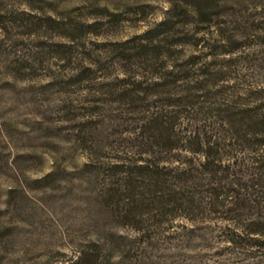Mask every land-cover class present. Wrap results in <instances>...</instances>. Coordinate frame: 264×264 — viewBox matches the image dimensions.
<instances>
[{
	"label": "rangeland",
	"instance_id": "rangeland-1",
	"mask_svg": "<svg viewBox=\"0 0 264 264\" xmlns=\"http://www.w3.org/2000/svg\"><path fill=\"white\" fill-rule=\"evenodd\" d=\"M255 112L264 0H0V264H264L234 204L210 212L141 153L156 113L223 142L264 132ZM164 155L203 178L201 154ZM178 188L192 201L155 198Z\"/></svg>",
	"mask_w": 264,
	"mask_h": 264
},
{
	"label": "trees",
	"instance_id": "trees-1",
	"mask_svg": "<svg viewBox=\"0 0 264 264\" xmlns=\"http://www.w3.org/2000/svg\"><path fill=\"white\" fill-rule=\"evenodd\" d=\"M170 103L172 109L179 105L174 102ZM171 112H173V110H171ZM252 115L256 120H261V122L257 123V126H264V114L258 115L257 112H255ZM147 122L144 128H148V131L151 133L147 137H144L146 140L144 145H142L144 148H142L141 153L153 155L155 157V159H150L151 162L148 161L149 163L147 162V164H149V166L153 164L156 166V170L148 169L149 166L146 165L147 171L143 169L144 171H150L152 177L161 175L162 170L166 173L172 172L175 180L180 182V187L205 188L204 192L208 200L206 203L210 207V212H220L226 205V202H229L230 205L234 204L236 210L234 209L233 211L235 213L237 212V214L229 218V220L246 233L264 235V138L262 136L264 132L259 133L257 130L237 128L235 133L232 134V138L227 137L228 139L224 138L223 142H220L218 134H221V132H218L219 130H215V132L211 130L210 134L201 133L198 129H188L185 131V134L177 132L173 120L170 117L167 118L166 115L162 113H156L150 121ZM250 125L252 126L253 124ZM250 125L246 123L245 128ZM225 132L226 131L223 133ZM257 134L261 135L260 139L255 138ZM216 135L218 137H216ZM237 135L239 136L237 137ZM143 136H141V139ZM250 136L252 137L247 138ZM230 139L236 140L237 143L231 142ZM240 142L242 146L241 149L248 151L250 154L248 160L245 161L246 163L243 162V160L242 162H238L233 154H226L225 157L220 155V153L227 150V148L229 150L232 148L234 149V145H239ZM181 149L189 150L195 154H201L202 161L197 163L196 166L198 169L200 168V170L196 171L203 175V178L193 174L191 167L182 168L175 172L169 170L170 168L166 166H161L160 169L158 168V165L163 162L166 157L164 154ZM141 153H139V157H141ZM231 159H233L232 163ZM194 164L195 163H193V165ZM166 173L163 174L166 175ZM155 181L159 180L155 179ZM166 181L164 177L163 182L165 183ZM183 189L184 188H178L177 191L172 189L167 190V192H164V190H154V195L159 202H165V197H169L167 203H172V201L174 203L179 201L184 202V199L192 201L193 192L185 196ZM230 205L228 207H230ZM242 209H254L256 210V214L252 212L250 216L243 218L241 217L242 213H238L239 211H243ZM224 219L227 220L228 218ZM258 224L262 226L256 229L251 227L252 225Z\"/></svg>",
	"mask_w": 264,
	"mask_h": 264
}]
</instances>
